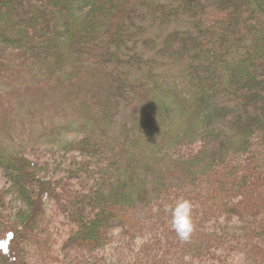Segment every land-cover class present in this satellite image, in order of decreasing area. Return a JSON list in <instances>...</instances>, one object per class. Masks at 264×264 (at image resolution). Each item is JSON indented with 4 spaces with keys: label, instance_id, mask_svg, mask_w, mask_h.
<instances>
[{
    "label": "trees",
    "instance_id": "trees-1",
    "mask_svg": "<svg viewBox=\"0 0 264 264\" xmlns=\"http://www.w3.org/2000/svg\"><path fill=\"white\" fill-rule=\"evenodd\" d=\"M0 81L70 96L58 145L0 140V201L23 202L0 264L124 238L125 264H264V0H0ZM186 198L191 242L169 211Z\"/></svg>",
    "mask_w": 264,
    "mask_h": 264
},
{
    "label": "rangeland",
    "instance_id": "rangeland-1",
    "mask_svg": "<svg viewBox=\"0 0 264 264\" xmlns=\"http://www.w3.org/2000/svg\"><path fill=\"white\" fill-rule=\"evenodd\" d=\"M90 75L94 78L98 76L95 72H92ZM99 81L100 80L96 83H99ZM25 90H17L10 83H3L0 81V140L7 146L21 143L26 147L40 146L39 149L43 147L48 148L53 144L58 145L60 143L59 139H62V136H57L60 131L59 126L61 125V109L68 99H70V96L64 94L65 92L62 91L63 89L60 87L55 88V91L51 90L49 87H39L37 89L29 88ZM59 92L61 93L60 101L58 98L60 95ZM129 112L130 111L126 110L124 113L126 115ZM197 147L199 150L196 152H201L203 145ZM187 154H189V156H194L192 151ZM10 187V180L7 178L5 171L0 169V190H10ZM56 205V200L51 199L47 206L48 212H54ZM4 206L2 205V201H0L1 238L8 237L10 234L9 232L13 230L10 221L14 218L16 220L18 219V215L23 208V202L18 199L17 196L11 195L8 200H6ZM4 215L8 216V221H5L2 217ZM133 217L141 219L143 223L146 222L149 224L156 220V218L147 215L146 206L141 204L134 211ZM168 217H171V215L168 214ZM160 221L163 222V219L161 218ZM124 239V243L116 239L115 243L111 244L108 249L100 250V252L88 253L82 250H67L65 254L61 252V239L59 240L54 254L61 259V264H125V262L130 260L132 252L130 248H137L138 243L129 244L130 241L126 238ZM5 242L8 245L11 243L9 238H7ZM139 244L140 247L144 245L142 242ZM27 245L32 247L29 248V250L33 252L32 257H35L32 263L37 264L38 258L42 261V250L37 249L33 242H28ZM170 254L172 255V259L176 257V262L181 261L182 257L184 259L183 253L176 255L174 253H169V255ZM68 255H71V259L65 260ZM255 261L256 264L260 263L259 260ZM18 262L17 259L16 263L18 264Z\"/></svg>",
    "mask_w": 264,
    "mask_h": 264
},
{
    "label": "clouds",
    "instance_id": "clouds-1",
    "mask_svg": "<svg viewBox=\"0 0 264 264\" xmlns=\"http://www.w3.org/2000/svg\"><path fill=\"white\" fill-rule=\"evenodd\" d=\"M198 205L192 199H184L176 206H169V211L174 212V223L181 237L191 242L197 232L196 211ZM149 238H142V243H147Z\"/></svg>",
    "mask_w": 264,
    "mask_h": 264
},
{
    "label": "snow or ice",
    "instance_id": "snow-or-ice-1",
    "mask_svg": "<svg viewBox=\"0 0 264 264\" xmlns=\"http://www.w3.org/2000/svg\"><path fill=\"white\" fill-rule=\"evenodd\" d=\"M4 247L6 248V247H7V245H4Z\"/></svg>",
    "mask_w": 264,
    "mask_h": 264
}]
</instances>
